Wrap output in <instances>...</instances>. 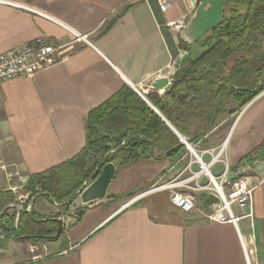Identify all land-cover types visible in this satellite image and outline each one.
I'll return each mask as SVG.
<instances>
[{
	"label": "crops",
	"instance_id": "0c3cea01",
	"mask_svg": "<svg viewBox=\"0 0 264 264\" xmlns=\"http://www.w3.org/2000/svg\"><path fill=\"white\" fill-rule=\"evenodd\" d=\"M169 1L164 13L157 0H0V55L39 39L63 45L74 33L89 35L90 42L77 44L68 63L0 83V191L17 192L30 175L76 157L86 145L88 115L125 85L135 90L143 83L137 93L147 103L148 93L171 88H153L176 72L169 68L175 59L160 20L187 22L195 6L194 0ZM173 37L178 43L180 37ZM227 122L230 131L206 150L226 142L229 166L235 167L263 148L264 92L235 117L221 118L218 127ZM189 156L117 169L106 197L85 205L81 220L55 241L38 247L3 234L0 264H264V158L242 165L255 186L253 215L235 227L210 222L199 209L182 213L171 204L169 189L150 192L171 183ZM216 169L220 175L224 167ZM29 201L11 208L44 214L45 204L38 213V201ZM204 204L198 207L212 210V203Z\"/></svg>",
	"mask_w": 264,
	"mask_h": 264
},
{
	"label": "trees",
	"instance_id": "16d2710c",
	"mask_svg": "<svg viewBox=\"0 0 264 264\" xmlns=\"http://www.w3.org/2000/svg\"><path fill=\"white\" fill-rule=\"evenodd\" d=\"M160 22L174 59L181 52L189 56L165 94L146 95L157 111L127 85L93 110L86 119V145L76 157L30 175L17 192L0 191V228L7 237L55 241L61 236L58 219L43 218L35 210L27 211L28 206L21 212L10 208L22 196L69 211L72 198L99 168L112 163L120 169L143 160L179 161L189 151L178 134L192 144L206 145L221 118L235 117L264 92V0H227L222 23L197 41L208 48L198 58L193 57L192 45L180 39L177 44ZM258 152L243 157L230 171L242 169ZM82 217L77 216L75 223Z\"/></svg>",
	"mask_w": 264,
	"mask_h": 264
},
{
	"label": "built area",
	"instance_id": "2783aa9c",
	"mask_svg": "<svg viewBox=\"0 0 264 264\" xmlns=\"http://www.w3.org/2000/svg\"><path fill=\"white\" fill-rule=\"evenodd\" d=\"M159 8L162 12H166L170 7L169 0H157ZM186 20H178L167 23V27L170 31L179 36L181 31L185 28ZM89 35L74 33V38L68 43L55 46L43 39H39L31 44H27L18 49L8 51L0 55V83L7 82L15 79H30L36 75V73L47 67H52L58 64H65L70 61L71 51L74 50L77 44H89ZM177 62L169 67L175 68ZM143 83H139L135 87L136 92L142 94ZM227 143L224 142L218 149L219 152L215 156L212 151L205 150L202 152V156L199 157L195 153L199 162L202 165V172L204 168H209V173L206 174L209 177L210 184L207 187H202L203 190H208L210 197L214 198L211 204L212 210L207 207H198L196 197L191 193H183L174 191L171 195V204L179 209L182 213H191L196 209L200 210V213L206 217L210 222L220 224H230L235 227L238 226L241 219L244 217L251 218L253 215V195L255 186L251 183L250 178L245 176L243 169L236 172L230 171L229 162H224L221 156L226 152ZM187 146L188 151L194 150L192 146ZM226 146V147H225ZM204 154H210L212 161L207 164L203 161ZM224 164V169L220 175L214 176L211 168L219 163ZM200 174L197 173L192 179L197 178L200 180ZM233 175V180L229 181L228 177ZM175 187L172 184L164 185L155 188L152 191L160 189H173ZM139 197L132 199L125 207L132 205ZM236 210L246 212V214L238 215ZM3 237V229L0 228V238Z\"/></svg>",
	"mask_w": 264,
	"mask_h": 264
},
{
	"label": "water",
	"instance_id": "95a60500",
	"mask_svg": "<svg viewBox=\"0 0 264 264\" xmlns=\"http://www.w3.org/2000/svg\"><path fill=\"white\" fill-rule=\"evenodd\" d=\"M227 0H194L195 12L187 21L185 28L181 31L179 37L180 40L188 45H192L195 42L202 39L204 36L209 34L217 26H219L224 18V8ZM189 54L184 53L175 65V69H179L181 64L185 62ZM174 80H169L168 78H160L153 83V88L158 90H163L166 87H170ZM147 102V101H146ZM150 106L151 104L148 103ZM152 107V106H151ZM154 109V107H152ZM155 110V109H154ZM156 111V110H155ZM183 142V144L192 146V140H187L178 134ZM195 154V151L192 150ZM264 158V147L257 153L255 160L248 162L249 166H253L255 161ZM244 166L247 163H243ZM100 173L98 174V172ZM96 176L84 185V187L72 198L70 202L77 201L75 210L77 211V216L83 214V207L89 203L98 201L106 197L108 188L113 181L117 168L114 164L110 163L99 168ZM233 175L228 177V180H233ZM30 197H28L29 199ZM24 201V197L21 198ZM60 229L58 231V236L61 235L63 226L60 224Z\"/></svg>",
	"mask_w": 264,
	"mask_h": 264
},
{
	"label": "rangeland",
	"instance_id": "374dc122",
	"mask_svg": "<svg viewBox=\"0 0 264 264\" xmlns=\"http://www.w3.org/2000/svg\"><path fill=\"white\" fill-rule=\"evenodd\" d=\"M207 49H208L207 47H202L199 43L195 42L194 44H192L193 57L198 58ZM183 54H184V52L180 53L179 59ZM178 60H174V62H177ZM174 69L175 68H172V70H174ZM230 128L227 126H225L223 128L217 127V129H215L213 131V133L209 134V136H208L209 143L208 144H206V145L199 144V143L193 144V149H194L195 153L197 155H199V157H201L202 152L211 146L217 145L219 143V141L222 139V137L227 132L230 131ZM218 152H219V149L215 152H212V153L216 156L218 154ZM189 155L190 156L187 159H185L184 161H182L181 165H179L175 179L171 183H166L164 185L172 184L175 186V187H173V189L169 190V192H171V193L176 191V192L193 194L196 197L198 204H201V203L204 204L206 202L211 204V203H213L214 198L210 197V195H209L210 192L208 190L201 189L202 187L209 186V184H210L209 177L205 174V172H202L203 171L202 165L199 162L198 158L195 156V154L192 153L191 151H189ZM202 158H203V161L207 164H209L212 161V156H210V154H204V156ZM221 159L224 162L228 161V159L226 157V152L223 154V156H221ZM218 167H224V164L221 162V163L217 164L216 166H214L213 168H211L214 176H217V173H216L217 169L216 168H218ZM197 173H201L200 174L201 179L200 180H198L197 178L192 179L193 176ZM244 174H245V176H248L251 174V172H249V170H247V172H244ZM164 185H158V187H161ZM22 197H24V199L27 200L29 196H22ZM21 198L19 199V201L21 200ZM43 204L46 205V208H45L46 211L44 212V214L40 212V208ZM76 204H77V201L72 202V206L69 209V211H65V209L63 207L55 205V204H51L47 200L43 201V199H42V200L38 201V203L36 205V209L38 210V213L42 214V215H40L41 217L46 218V219H58L60 221V224L62 223V226L65 227V229H66L67 226L72 224V222L75 220V218L77 216V211L75 210ZM11 206H10V208H11ZM27 209H28V207H27ZM59 229H60V227H59ZM59 229H58V231H59ZM64 232H65V230H62L61 235ZM28 242H30L36 246H38V245L41 246V243L50 242V241H45V240H43V241L42 240L31 241V240H28Z\"/></svg>",
	"mask_w": 264,
	"mask_h": 264
},
{
	"label": "bare ground",
	"instance_id": "6f19581e",
	"mask_svg": "<svg viewBox=\"0 0 264 264\" xmlns=\"http://www.w3.org/2000/svg\"><path fill=\"white\" fill-rule=\"evenodd\" d=\"M226 145H227V144H226ZM225 147H226V146H225ZM208 171H209V168H208V167H205V168H204V172H205L206 174H208V173H209Z\"/></svg>",
	"mask_w": 264,
	"mask_h": 264
}]
</instances>
